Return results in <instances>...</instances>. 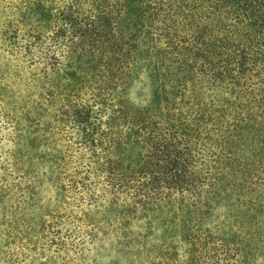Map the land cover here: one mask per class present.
<instances>
[{"label":"trees","instance_id":"16d2710c","mask_svg":"<svg viewBox=\"0 0 264 264\" xmlns=\"http://www.w3.org/2000/svg\"><path fill=\"white\" fill-rule=\"evenodd\" d=\"M3 55L37 90L0 98V209L41 177L57 202L9 264H95L111 234L149 264L264 254V0H0Z\"/></svg>","mask_w":264,"mask_h":264},{"label":"rangeland","instance_id":"374dc122","mask_svg":"<svg viewBox=\"0 0 264 264\" xmlns=\"http://www.w3.org/2000/svg\"><path fill=\"white\" fill-rule=\"evenodd\" d=\"M36 90L32 70H30L28 66L21 63L19 64L16 61H10L4 55L0 57V98H2L3 102H17L16 106L19 110L26 106V102L28 100L33 99L32 95L36 92ZM139 90L143 91V94L140 97L138 96ZM149 93L150 87L147 83L146 76L142 75L133 87L132 100L134 103L142 102L149 96ZM17 116L20 118V113L18 114L17 112ZM38 117V119H40L39 123L41 122L40 124H47L46 122H50L49 120L51 118V116L47 113ZM20 121V127L24 130L26 125L23 120L20 119ZM25 130L27 133L28 129ZM52 140H54V138ZM0 142H2V147L4 149L10 145V143L5 139H0ZM45 148L46 147L44 146L42 151L46 150ZM35 167V170L37 169V172L43 176V166L38 165V167ZM26 182L28 183V181ZM5 199L7 209H0V264H9V261L6 260V254L8 251V241L6 238L8 235L7 230L17 231L18 228L20 230V227L25 228L27 231L30 230V222H32V224H36V218L42 214L44 210H52L56 208L57 205L54 185L48 180H45L44 177H41L38 182L33 184V188H31V191H29V194H27L24 201L18 202L16 200L17 196H11V198ZM133 224V228L138 226L137 221ZM156 236L157 235L149 236L146 242L147 245L153 244L156 241ZM136 254V249L128 250L125 247H122V249L117 248L115 235L111 234L109 237H101L92 246L90 258L95 259V264L150 263L148 261L145 262L147 259L146 255L139 261L134 260V256H136ZM255 262L256 264H264V254H258ZM48 264L65 263L59 258L48 262Z\"/></svg>","mask_w":264,"mask_h":264}]
</instances>
